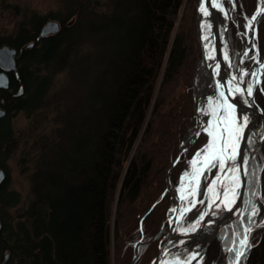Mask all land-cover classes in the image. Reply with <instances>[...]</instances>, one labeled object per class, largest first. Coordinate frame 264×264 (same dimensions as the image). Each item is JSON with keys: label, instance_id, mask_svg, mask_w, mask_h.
Wrapping results in <instances>:
<instances>
[{"label": "trees", "instance_id": "1", "mask_svg": "<svg viewBox=\"0 0 264 264\" xmlns=\"http://www.w3.org/2000/svg\"><path fill=\"white\" fill-rule=\"evenodd\" d=\"M197 1L70 0L66 15L56 19L57 32L40 37L49 16L33 12L15 33L0 36V46L16 48L19 78L12 85L23 86L22 96L0 90L7 108L0 149L14 148L11 117L42 107L55 74L69 73L75 85L67 104L62 88L55 123L33 138L31 195L15 216L7 210L21 195L9 188L7 173L0 183V264H110L112 246L118 264H147L157 254L168 228L166 170L196 122ZM258 2L251 7L241 0V10L252 15ZM256 22L264 59V14ZM206 138L201 131L190 156ZM184 156L172 167V186L185 168ZM0 167L6 171L2 159ZM246 222L253 225V216ZM234 229L244 231L241 224L224 226L203 264H224L218 257ZM261 247L263 237L238 264H264Z\"/></svg>", "mask_w": 264, "mask_h": 264}, {"label": "rangeland", "instance_id": "2", "mask_svg": "<svg viewBox=\"0 0 264 264\" xmlns=\"http://www.w3.org/2000/svg\"><path fill=\"white\" fill-rule=\"evenodd\" d=\"M68 1L70 0H0V36H7V35H10V33H15V30L18 29L20 23H22L26 19V17L31 15V13L33 12H36L37 14L41 16L48 15L49 17L47 20H53V19L56 20L58 18H62L64 15H66L67 11L70 9L66 7ZM242 1L244 3V0ZM222 2L227 12L229 13V19L227 21L228 24L225 28V33H224L225 42L228 44V49L226 50V55L228 56V59H226L225 62H226V66L230 64V66L232 67L233 73H236L237 67H238L237 66L238 61L241 58L240 54L246 48V46L248 45L247 44L248 40L252 36V33H251L252 28H247L246 25L248 24L250 18L254 15L255 12L252 15H248L247 12L245 13L243 10H241V0H222ZM245 2L248 5H251L252 7L254 0H245ZM262 6L264 7V3H262ZM195 13H196V10L194 14ZM263 14L264 12L262 13V15ZM53 16H55V18L51 19ZM57 21L59 22V27H60L61 22L59 20ZM73 21L74 19L71 18L69 19V21H67V23L71 24ZM194 21L196 24V14L194 15ZM255 32H256V29H255ZM196 35H197V27H196ZM196 39L198 41V35L196 36ZM257 39L258 38H257V32H256L254 35V38H252V40H250L249 42L250 43L249 48L246 52L247 55L243 59L242 64H241L242 65L241 72L243 76V86L247 88L249 84L252 85L253 102L260 114V117H259L260 121L257 124V126L253 129L254 130V132L252 133L253 135L251 134L250 136L251 137L250 141L252 140L253 141H252V144L249 146V149H252L253 145L255 144L257 140H261V142L257 145L256 149L254 150L255 152L252 154V157H251V161H250L251 166L248 171L249 174H248L247 182H246L247 185L245 188V193H244L245 196H244L242 210L239 212V214L234 216V219L231 222L226 223L221 227V230L223 229L224 226H227V225L234 228L235 224L236 226L241 224L244 227V231L242 232L240 229L237 231L236 229H234V231L232 232V236H231L232 238L231 243L228 245V247L225 248L226 250H224V254L222 252V256L218 257L220 261L223 260L222 262L224 264H238L241 260H240V256L237 257L236 255L237 252H244V251L246 252V250L248 249L247 247L250 244L256 243L262 237L264 239V233L261 234L263 228L256 230V228L258 227V223H259L258 221H260L261 224L264 225V222H263L264 221V62L261 64L262 66L259 68V71L255 76L250 75L251 73H256L257 63L263 60V59H260L259 54H258ZM200 56H201V50H200ZM199 60L195 66L196 68L199 63ZM194 73L192 75V78L194 76ZM193 82H194V78L192 79V89H193ZM50 84H51L50 90L48 91V93L46 94L44 98L42 107H40L34 113L29 114V115L26 114L25 112L24 113L16 112L11 117L12 118L11 125H12V129L14 130L13 140H16L15 146L14 148L13 147L10 148L9 150L0 149V159H2V162L6 166L5 173L8 174V179H9L8 186L10 189L15 190L21 195V202L17 203L16 206L9 207L7 210L8 214L12 216L16 215V213L21 208L24 202L25 203L28 202L30 195H31L29 176L31 174V169L33 166V162L31 161V157L33 154L32 153L33 151L32 144L34 140L33 138L36 136L37 133L47 131L49 127H51L55 123L54 115H55V111L57 107L56 103H57V100H60L59 92L62 91V88H65V93L62 92V94H64L63 96L64 98L63 99L61 98L63 102H65L64 104L71 102L72 99L74 98L73 91H74L75 85L74 83H72V80L70 81L69 73L62 71L58 74H55V76L51 79ZM208 85H210V80L204 86L205 90L208 89ZM193 93H194V89H193ZM209 97L210 95H207V97H205L206 100ZM193 98H194V94H193ZM216 101L217 100L214 98L210 104V110L213 109ZM195 125H196V122L194 124L193 130L195 128ZM188 133L192 134V132L188 130L185 135H187ZM200 133L201 131H199V134ZM185 135L183 138H185ZM198 135L195 138V140H193V142L187 146L186 149L180 152V155L182 152H184L185 154L184 163L182 164L185 168L184 170L183 168L180 170L178 174L177 183L174 186L171 185L175 189L178 188L177 191L180 194L185 192V190L180 189L182 188L180 186H185V185L189 186L192 181L191 174L193 172L192 170L193 167H192L191 161L195 157V153L201 148H203L204 145L209 140L208 139L209 136L207 135L206 140L202 142L203 144L198 147V149L193 153L192 156H190L188 151L190 147L194 145V143L196 144ZM200 166H201V163H197L196 167L199 168ZM185 173H188V175H185ZM204 173L205 172L203 171V174H202L203 176H201V179H200L201 187H200V191L198 195L199 200L200 198L203 197L205 186H206L205 183H208L210 178L213 176V173H212V176H210V178L208 179L205 177ZM253 193H256V195H253ZM171 200H170V203H171ZM192 201L193 199L192 200L190 199L189 203ZM249 201H251L252 203L249 204ZM179 204L181 208L184 203L181 202ZM253 206H255V208L257 209L256 215L253 216L254 224L246 226V223H248L246 221L249 219V216H251V208ZM169 213H170V209L168 211V214ZM249 228L251 229V231H248ZM167 231H168V228H167ZM165 234L166 233H164V235ZM163 236L160 239L161 241L160 243L163 242L162 241ZM245 238H246V244L241 245L240 241ZM258 246L259 245H257L256 247L258 248ZM200 247H201V243L198 244L196 248L194 249L195 253L198 251V249H200ZM221 248H224V247L222 246ZM261 249L264 250V248L262 247ZM111 250H112L111 252L112 257L110 260V264H118L116 263V255L114 254L113 246ZM183 250L184 248L181 250L180 255L183 254L184 252ZM6 257L7 256H5V258ZM205 257L203 259V263L205 262L204 261ZM174 260L179 261L181 260V257L174 258ZM171 264H174V263H171Z\"/></svg>", "mask_w": 264, "mask_h": 264}, {"label": "water", "instance_id": "3", "mask_svg": "<svg viewBox=\"0 0 264 264\" xmlns=\"http://www.w3.org/2000/svg\"><path fill=\"white\" fill-rule=\"evenodd\" d=\"M220 0H198L197 8H196V24H197V35H198V41L201 46V58L199 60V63L197 65V68L194 73V82H193V89H194V111H195V121L196 125L193 130V134L191 135V141L195 140L197 137L200 129L204 131V123L201 119V116L199 114V104L204 101V98L207 97V95H210V97L205 102V108L208 107V105L211 104L213 99L215 98L217 101L214 104V107L212 110H208L209 115V123H207V128L210 131L215 132L218 136L220 135V130L228 127V119L229 116L224 115L225 107L227 104H233L237 109L243 108L245 109L250 115L252 116V122L251 125H247L244 129V131L241 133V141L238 146V157L237 161L235 163L241 164V168L239 173V180H240V187L237 190V196L234 198L233 202L229 205L227 209L224 211L222 210V213H216V206L222 204V197L220 192L218 194L213 195L212 191L209 190V187H217L218 190L220 188L219 183L224 178V172L226 169L221 172L216 169V171L213 173V176L210 178L208 183L205 186L203 197L200 198V200L197 197V188L200 183L201 176L199 177L198 181L194 180V187H195V194L193 195V201L190 203V205H187L184 207L183 210H179V203L181 200V197H178V191L171 186L170 179H169V173L170 169L173 166L174 163L177 162V159L180 156V152L187 148V146L190 144L188 142L187 146L183 143V140L181 141V145L177 151V155L175 158L170 162V164L167 167L166 170V187L171 193V204L168 209H170V213L167 215L166 220L168 221V231L163 236V242L159 244L157 254L152 257L147 264H165L166 258H171L172 255H174L173 258L181 257L180 264H203V259L207 252V247L209 244L213 241L214 236L220 231L221 227L231 222L234 219V216L237 215L239 210L242 207V202L244 198V191L246 188V182L248 177V171L251 166V157L252 154L255 152L257 145L261 142V140H257L255 144L253 145L252 149H249L248 146V139L250 138L251 134L254 132V128L257 126V124L260 121V114L258 109L255 107L253 102V90L252 95L249 97L246 93L243 92H237L236 88L239 87L240 89H246L243 86V76H242V61L244 59V53L247 52L249 48V42L252 38H254L255 35V29H256V20L258 17L262 15L264 12V7L262 6V0H259L257 4V8L255 10L254 15H256L255 21H252V36L248 40V45L246 48L241 52V58L238 61V67L236 73H233L232 67L230 64L226 66L225 62V53H224V45L225 42V36L222 37V34H220V25L218 23V17H217V7H214L213 5L215 3H220ZM205 5V8L208 11L207 18L209 20L210 24V39H211V45H213V60L210 61L206 45L204 43V37L201 35V29L200 24L198 22L199 16L203 14L200 10L201 4ZM253 17V16H252ZM251 19V18H250ZM69 25V23H67ZM59 29V22L55 19L46 21L41 29H40V37H43L46 34H53L54 32H57ZM224 41V42H223ZM33 42L27 43L25 47H31ZM16 48L13 46H9L7 44H4L0 46V88L7 87L8 84V77L6 76V72H10L12 70L16 69L15 64V56H16ZM264 62V59L262 61H259L257 63V69L256 74L259 71V68L262 66L261 64ZM218 66V67H217ZM219 71L220 76L223 78L222 82L219 81L218 77H215V72ZM203 72L207 74V76L210 78V85H208V89L204 92H199L196 84V78L195 75L197 72ZM235 77V79H234ZM238 81V83H237ZM220 92L224 93V96H220ZM238 93L242 96L243 100L239 98L237 100L234 98V94ZM247 101V103H245ZM5 114V110L0 108V117H2ZM187 135H185L186 137ZM184 139V138H183ZM209 139V138H208ZM231 149L229 150V152ZM226 158V157H225ZM244 159H247V164H242V161ZM245 171H247V175H245ZM6 174L4 173L3 169L0 167V183H2L5 180ZM216 180L217 182L215 184H211L210 182ZM202 201V203H201ZM194 204V206H193ZM197 205H203L205 207V211L201 213L200 215L204 214L205 212L208 213V215L205 216L204 221H201L200 223H197L199 220V216L195 222H191L190 224H187V217L189 216V212L193 211ZM172 206V207H171ZM221 206V205H220ZM222 207V206H221ZM185 209H188L187 211ZM220 210V211H221ZM211 221V223H209ZM192 225H196L194 229L191 228ZM191 228V229H190ZM187 230V231H185ZM201 243L200 249L195 253L194 249L198 244ZM184 248L183 254L180 255L181 250ZM7 256V255H6ZM169 264V263H166Z\"/></svg>", "mask_w": 264, "mask_h": 264}, {"label": "snow or ice", "instance_id": "4", "mask_svg": "<svg viewBox=\"0 0 264 264\" xmlns=\"http://www.w3.org/2000/svg\"><path fill=\"white\" fill-rule=\"evenodd\" d=\"M213 6L219 7L220 4L217 2ZM200 10L204 12L205 15L209 14L203 3L200 5ZM255 19H256V15H253V17H251L246 27L252 28V21H255ZM244 55L246 56L247 53H244ZM224 58L228 59V56L225 55ZM250 75L255 76L256 73H251ZM236 91L246 93L247 96L250 97L252 95V85L249 84L248 87L243 90L237 87ZM220 96L223 97L224 93L220 92ZM245 103H247V101H245ZM225 110L229 116V119L227 121L228 127L221 129L219 136L215 132L210 131L208 128L204 129L206 134L209 136V140L204 145L203 148H201L195 153V157L191 161L193 167V172L191 175L193 180L198 181L200 175L203 174V171L205 169L218 168L219 171L223 172L227 168L229 172L233 173V175L231 176L233 186L229 189H225L223 195L225 196V198H227L228 194L231 193L233 198H235L237 194V189L240 187L239 176L236 175V173H238L241 168V164H237L235 162L237 161V157H238V146L241 141V133L244 131L245 127L250 122V118L248 115L241 114L238 123L235 105L227 104ZM229 149H231L230 152ZM247 162H248L247 159H244L242 161V164H247ZM197 163H201L202 167L197 168L196 167ZM247 174H248L247 171H245V175ZM185 175H188V173H185ZM216 182H217L216 180H213L210 183L215 184ZM209 190L212 191L214 189L209 187ZM194 194H195V187H193L190 191V195H194ZM253 195H256V193H253ZM251 203L252 202L249 201V204ZM185 210L187 211L188 209ZM256 213H257V209L255 208V206H253L251 208V216H255ZM206 215H208V213L206 212L200 215L197 223L204 221ZM209 223H211V221H209ZM195 226L196 225H192L191 228L194 229ZM248 231H251V229L249 228ZM240 243L241 245H245L246 238L242 239ZM236 255L237 257H239L243 255V253L237 252Z\"/></svg>", "mask_w": 264, "mask_h": 264}, {"label": "bare ground", "instance_id": "5", "mask_svg": "<svg viewBox=\"0 0 264 264\" xmlns=\"http://www.w3.org/2000/svg\"><path fill=\"white\" fill-rule=\"evenodd\" d=\"M220 3V6L219 7H217V10H216V13H217V17H218V23H219V25H220V34H222V37H224L225 36V28H226V26H227V21H228V19H229V13L227 12V10H226V8H225V6L223 5V2H222V0H220L219 1ZM198 22H199V24H200V29H201V35H203V37H204V43H205V45H206V50H207V53H208V56H209V59H210V61L211 60H213V45H211V39H210V36H211V34H210V24H209V20H208V18H207V15H205L204 13L203 14H201L200 16H199V19H198ZM252 40V39H251ZM224 42V41H223ZM226 42H224L223 43V45H224V55H226V50L228 49V44L226 43ZM245 56V55H244ZM245 58V57H244ZM215 77H218V79H219V81L220 82H222V77L220 76V73H219V71L217 70L216 72H215ZM195 78H196V84H197V88L199 89L198 91L201 93V92H204V91H206L205 89H204V86L206 85V83L210 80V78L207 76V74H205V73H203V72H197V74L195 75ZM234 98H236L237 100H239V98L240 99H242L243 100V98H242V96L240 95V94H238V93H235L234 94ZM205 102H206V98L204 99V101H202L200 104H199V106H198V110H199V114H200V116H201V119H202V121H203V123H204V127L205 128H207V123H209V115H208V110L207 109H210V105H208V107L207 108H205ZM226 108V107H225ZM224 108V109H225ZM241 114H244V115H248L249 116V118H250V122L248 123V126L249 125H251V122H252V116L250 115V113H248L245 109H243V108H240V109H237L236 108V115H237V118H238V123H239V117L241 116ZM224 115L225 116H227L228 117V113L226 112V110L224 111ZM200 131H203V130H201L200 129ZM203 132H205V131H203ZM194 132L192 131V134H193ZM206 133V132H205ZM192 134H187V136L184 138V139H182L183 140V143L187 146V144H188V142H190L191 141V135ZM181 140V141H182ZM193 141H191L190 142V144L192 143ZM189 144V145H190ZM186 149V148H185ZM184 150V149H183ZM182 150V151H183ZM230 150V149H229ZM175 158V157H174ZM170 164V163H169ZM168 164V165H169ZM175 164V163H174ZM173 164V165H174ZM171 170H172V167H171V169H170V172H171ZM224 174V178L221 180V182L219 183V185H220V188H219V190H218V188L215 186V187H213L212 189H214V190H212V194L213 195H216V194H218V192H220V194H221V196H223L222 198V204H220V205H217L216 206V213H222V210L224 211L225 209H227L228 207H230L229 205L231 204V202L234 200V198H233V196L231 195V193H229L228 194V196H227V198H225V196L223 195V192H224V190L225 189H229V188H231L232 186H233V184H232V180H231V176L233 175V173H231V172H229L227 169H226V171L223 173ZM169 175H170V173H169ZM236 175H238L239 176V173H236ZM167 177V176H166ZM169 179H170V177H169ZM207 184V183H206ZM205 184V185H206ZM178 188H176V190H177ZM238 190V189H237ZM181 197V194L178 192V197ZM237 196V195H236ZM235 196V197H236ZM171 204V203H170ZM170 206V205H169ZM172 207V206H171ZM196 208L191 212H189L188 214H189V216L186 218L187 219V224L189 223H191V222H195L196 220H197V218H196V216L198 217H200V214L201 213H203L204 211H205V207L203 206V205H197V206H195ZM221 208H222V210H221ZM221 210V211H220ZM196 214V215H195ZM198 217V218H199ZM191 229V228H190ZM174 255H172V257L171 258H166V260H165V264L166 263H169V264H171V263H174V264H180L181 262H179V261H175L174 260Z\"/></svg>", "mask_w": 264, "mask_h": 264}, {"label": "flooded vegetation", "instance_id": "6", "mask_svg": "<svg viewBox=\"0 0 264 264\" xmlns=\"http://www.w3.org/2000/svg\"><path fill=\"white\" fill-rule=\"evenodd\" d=\"M1 67H0V72H1ZM6 76L8 77V84H7V87H2V88H0V90L2 91V90H5L6 91V93H8V94H10L11 96H22V94H23V86L21 85V84H18V85H12V82H13V78L14 79H18L19 78V75H18V72L16 71V69L15 70H12V71H10V72H6ZM14 83V82H13ZM16 87V88H15ZM0 95H1V92H0ZM5 103H6V101H5V98L4 97H0V108H2V109H4L5 110V114L3 115V116H5L6 115V111H7V108H5L6 107V105H5ZM2 116V117H3ZM2 117H0V118H2ZM253 135V134H252ZM251 138V137H250ZM250 138H249V142H250ZM249 142H248V146H249ZM200 167H202V164H201V166ZM199 167V168H200ZM193 170V169H192ZM206 170V169H205ZM204 170V172H206ZM5 173V172H4ZM6 174V173H5ZM203 176V175H202ZM200 184H201V180H200V183H199V185H198V188H197V197H198V195H199V191H200ZM194 185V180L192 179V181H191V183H190V185L189 186H180V187H182V188H180V189H182V190H185V192H183L182 194H181V200H180V203L181 202H183L184 204H183V206L180 208V204H179V210L178 211H181V210H183L184 209V207H186L187 205H189L190 203H189V201H190V199L192 200L194 197H193V195H190V191H191V189L194 187L193 186ZM244 193H245V191H244ZM245 196V195H244ZM188 201V202H187ZM243 201H244V198H243ZM242 207H243V202H242ZM242 207H241V209L239 210V212L242 210ZM239 212L237 213V214H239ZM169 224V223H168ZM221 230V229H220Z\"/></svg>", "mask_w": 264, "mask_h": 264}]
</instances>
